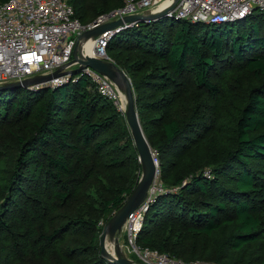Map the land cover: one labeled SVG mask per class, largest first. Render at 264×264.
<instances>
[{
    "label": "trees",
    "instance_id": "1",
    "mask_svg": "<svg viewBox=\"0 0 264 264\" xmlns=\"http://www.w3.org/2000/svg\"><path fill=\"white\" fill-rule=\"evenodd\" d=\"M121 6L72 1L82 24ZM106 52L163 183L137 245L186 264H264V12L137 22ZM140 175L124 114L86 76L0 91V264H110L101 234Z\"/></svg>",
    "mask_w": 264,
    "mask_h": 264
},
{
    "label": "built area",
    "instance_id": "2",
    "mask_svg": "<svg viewBox=\"0 0 264 264\" xmlns=\"http://www.w3.org/2000/svg\"><path fill=\"white\" fill-rule=\"evenodd\" d=\"M72 1L7 0L0 4V85L47 76L57 70L70 71L72 67L78 66L73 61L75 47L81 57L88 56L81 54L82 44L88 39L83 37L86 31L124 17L152 14L161 3V0H123V6L96 19V25H93L95 21L83 25L74 15ZM253 12H264V0H178L166 17L191 23L223 24L242 20ZM132 26V23L125 24L101 35L89 37L94 40L91 57L112 62L106 52L109 41ZM76 74L86 76L94 90L115 107L120 103V91L107 77L90 68H83ZM72 77L73 74L65 73L28 88L34 91L54 89L68 83ZM154 159L157 163L155 156ZM154 191L163 192V187L157 190L155 180L145 201L127 217L121 231L116 234L117 238L122 235V245L124 244L120 249V256L133 264H186L137 245V236L153 200L151 194ZM99 225L102 226V223Z\"/></svg>",
    "mask_w": 264,
    "mask_h": 264
},
{
    "label": "water",
    "instance_id": "3",
    "mask_svg": "<svg viewBox=\"0 0 264 264\" xmlns=\"http://www.w3.org/2000/svg\"><path fill=\"white\" fill-rule=\"evenodd\" d=\"M178 0H173L172 4L163 9L160 12L152 13L148 15H133L124 17L123 19L101 24L97 27L89 29L83 34L84 38L98 36L106 31L113 30L118 27H122L125 24H135L143 21H154L166 16L167 12L174 8V5ZM95 21L93 25H96ZM73 61L78 64L77 68L68 72H62L57 70L53 74L47 76H38L24 80L22 82H10L0 85V91L14 89V88H27L41 83L50 81L53 78L63 76L65 73L76 74L79 73L83 68H90L95 72L107 77L119 91L124 93L126 98V108L123 112L126 124L129 128L134 147L138 154L139 163L141 165V175L138 183L125 201L123 206L117 210L113 216L108 220L105 225L103 232L100 237V253L104 259L110 264H133L129 259L116 255L115 257L108 253L105 245L107 238L114 240L116 234L121 231V228L127 219V217L135 211L146 199L149 188L153 184L157 174V163L155 162L151 148L147 143L141 126L139 124L137 112L135 109L134 96L129 78L126 74L119 69L113 62L98 60L91 56L81 57L78 53L77 47L73 50Z\"/></svg>",
    "mask_w": 264,
    "mask_h": 264
},
{
    "label": "rangeland",
    "instance_id": "4",
    "mask_svg": "<svg viewBox=\"0 0 264 264\" xmlns=\"http://www.w3.org/2000/svg\"><path fill=\"white\" fill-rule=\"evenodd\" d=\"M122 4H123V0H119ZM168 1V2H167ZM171 0H161V3H160V5H158L153 11L155 12H158L159 10H161L162 8H164L165 7V5H168V3L170 2ZM116 9H118V8H116ZM116 9H113V10H109V12H107V13H105L104 14V16L105 15H109L111 12H113L114 10H116ZM155 12V13H156ZM101 16H103V15H101ZM100 17V16H99ZM98 17V18H99ZM97 18V19H98ZM92 23V22H91ZM91 23H87V22H85L83 25H87V24H91ZM77 68V66H74V67H72L71 68V70H74V69H76ZM125 73V72H124ZM119 100H120V103H118V105H117V107H115V108H117L119 111H121V112H123L124 110H125V107H126V98H125V95H124V93H122L121 91L119 92ZM152 151V154H153V156H156L157 155V153L156 152H153V150H151ZM177 152H179V153H181V152H183V151H180V150H176V151H174L173 152V154H174V156H176L177 155ZM157 170H158V174L156 175V179H155V187L157 188V190H160V188L162 189V185H163V183H162V181H161V178H160V173H159V160L157 159ZM159 191H154V193H152L151 194V198L152 199H154V197H156L158 194H160V193H158ZM108 239V238H107ZM106 239V240H107ZM109 239H112V238H109ZM115 241H116V244H117V249L119 248V251H118V253L116 254V255H121V251H120V249L122 250V248H123V246H124V244L122 245V242H123V239H122V235H121V237H119V238H117V236H115ZM106 240H105V245H106ZM121 246V247H120ZM110 248L112 249V247L111 246H109L108 245V247H107V249L108 250H110ZM107 250V251H108ZM108 253L109 254H111L109 251H108ZM111 255H113V254H111ZM131 258H134V256H130ZM194 264H200V263H194Z\"/></svg>",
    "mask_w": 264,
    "mask_h": 264
},
{
    "label": "bare ground",
    "instance_id": "5",
    "mask_svg": "<svg viewBox=\"0 0 264 264\" xmlns=\"http://www.w3.org/2000/svg\"><path fill=\"white\" fill-rule=\"evenodd\" d=\"M168 2V1H167ZM173 0H171L168 5H165L164 8H162L161 10H159L158 12L162 11L163 9L169 7L171 4H172ZM156 12V11H155ZM154 12V13H155ZM157 13V12H156ZM93 47H94V40L93 38H88L86 40H84L83 44H82V51H81V54L82 55H88V56H91L92 55V52H93ZM119 95V94H118ZM126 108V107H125ZM109 246L112 247V249L110 248V250H108L111 254H113V256H115L119 249H117V244H116V241L114 239H107L106 240V248ZM118 250V251H117ZM117 252V253H116Z\"/></svg>",
    "mask_w": 264,
    "mask_h": 264
}]
</instances>
